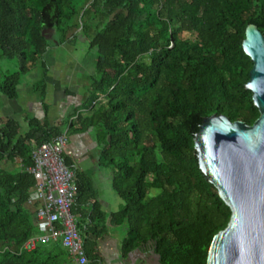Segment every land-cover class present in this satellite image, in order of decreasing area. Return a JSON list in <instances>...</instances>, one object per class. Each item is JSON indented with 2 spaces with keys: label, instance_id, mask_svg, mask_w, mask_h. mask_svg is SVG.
I'll use <instances>...</instances> for the list:
<instances>
[{
  "label": "trees",
  "instance_id": "obj_1",
  "mask_svg": "<svg viewBox=\"0 0 264 264\" xmlns=\"http://www.w3.org/2000/svg\"><path fill=\"white\" fill-rule=\"evenodd\" d=\"M248 23L264 38V0H0V59L16 63L13 72L0 67L5 98H16L20 74L43 69L32 89L45 112L46 49L78 34L94 49L93 73L65 130L92 134L97 166L121 200L111 218L123 231L124 258L150 251L158 264H205L212 237L226 225L229 209L200 172L192 137L211 114L245 124L258 115L243 87ZM24 121L20 131L16 120L0 118V264H73L59 240L21 247L39 233L25 204L34 183L25 170L31 147L63 131L36 117ZM15 158L21 169L2 167ZM74 175L71 212L89 264H99L87 235L98 238L106 228L91 225L99 208L91 181L76 168Z\"/></svg>",
  "mask_w": 264,
  "mask_h": 264
},
{
  "label": "water",
  "instance_id": "obj_2",
  "mask_svg": "<svg viewBox=\"0 0 264 264\" xmlns=\"http://www.w3.org/2000/svg\"><path fill=\"white\" fill-rule=\"evenodd\" d=\"M51 32L41 30L45 38ZM241 49L251 61L243 87L251 93L257 117L245 124L211 114L197 123L192 137L200 172L229 209L205 264H264V38L254 24L246 25Z\"/></svg>",
  "mask_w": 264,
  "mask_h": 264
},
{
  "label": "crops",
  "instance_id": "obj_3",
  "mask_svg": "<svg viewBox=\"0 0 264 264\" xmlns=\"http://www.w3.org/2000/svg\"><path fill=\"white\" fill-rule=\"evenodd\" d=\"M50 47L46 49V52L43 55V61L45 64V72L43 73L44 99L46 101H49L50 99L54 105H56L57 110H55L53 114H49L46 113L47 111L44 112L42 108L43 112L39 113V117L41 118L38 116L36 118L41 122H47L48 125H53L61 130H65V118L69 113L67 106H70L72 110V108L79 105L82 100L83 88L81 86L83 85L80 84L79 81L75 85L70 78L72 72L80 68L75 66L72 70L71 67H61L63 66L62 63L57 60L55 56L49 55L48 49ZM30 72H36V69H33ZM76 90L80 92L77 94ZM5 104L6 106L2 109V112L4 113L3 117L14 119L15 110L12 108H16L14 100L12 99L11 101L8 99ZM17 111L18 113L20 112L19 109H17ZM25 116L26 115L21 117L18 116L19 120L14 119L20 124V131H23V129L26 128V123L24 121ZM67 136L69 137L67 148L71 151V155L68 158L71 160L74 158V162L77 165L76 169L81 171L91 181L93 186L91 201H95L99 206L96 217L91 225L96 224L100 226L102 223L106 228V232L98 238H93L92 235L89 234L87 235L88 240L93 241V250L99 264H155V262H153V254L149 251L143 253H131L125 258L121 255L119 244L123 231L119 225L114 224L113 219L111 218V213L116 211L120 205V201H109L104 198L99 191L98 180L103 181L104 185L107 184L108 188H110L109 177L105 171H100L97 166V159L93 155L95 144L93 142L92 134L88 130L81 133H67ZM16 159L19 161V158H15L14 160ZM95 175L97 177H95ZM117 198L119 199V197ZM74 210L75 218L78 220L76 208H74Z\"/></svg>",
  "mask_w": 264,
  "mask_h": 264
},
{
  "label": "built area",
  "instance_id": "obj_4",
  "mask_svg": "<svg viewBox=\"0 0 264 264\" xmlns=\"http://www.w3.org/2000/svg\"><path fill=\"white\" fill-rule=\"evenodd\" d=\"M67 141V132L63 130L31 147V164L25 170L34 183L25 204L33 209L39 233L26 239L21 247L29 250L38 241L59 240L73 264H89L71 212L76 185L74 167L65 164V158L71 155Z\"/></svg>",
  "mask_w": 264,
  "mask_h": 264
},
{
  "label": "rangeland",
  "instance_id": "obj_5",
  "mask_svg": "<svg viewBox=\"0 0 264 264\" xmlns=\"http://www.w3.org/2000/svg\"><path fill=\"white\" fill-rule=\"evenodd\" d=\"M82 37L84 38L83 40L76 37L70 42H64L57 46L54 45L53 47H50L48 51L50 56H55L57 60L62 63L63 66L61 67H71L72 70L75 68V66H78L80 68L76 71H73L70 78L75 85L79 81L80 84L83 85L81 87L84 89L87 83V76L93 73L95 52L94 49L88 47L85 37ZM15 64L16 63L13 60L7 61L4 59H0V67L2 70L6 69L8 72H13L16 70ZM35 69L36 72H28L26 74H20L19 76V84L16 86V98L13 100L15 103V107L19 109L20 112L18 113L17 109L12 107L15 110L14 119L19 120V117L23 115H26L28 117H39V113L43 112L41 102L39 101L37 94L32 89V84L34 85L41 76L40 68ZM37 85V88L40 89V84ZM76 92L78 94L80 91L76 90ZM5 100L8 101L7 98L0 94V118H4L2 109L6 106ZM10 100L12 101V99ZM44 103H46V113L53 114V112L57 110L56 105H54V103L50 99L49 101L45 100ZM67 108L69 112L68 115L70 117L69 119H73L75 114L72 113L73 111L71 110L70 106H67ZM67 138L69 137L67 136ZM1 165L2 167L10 171H17L22 168L17 159L13 160L12 162L4 160L1 162ZM95 177L97 176L95 175ZM98 183L99 191L101 192V195L104 196V198L108 199L109 201H120L121 203L120 198H117L118 196L110 188H108L107 184L104 185V182L100 180H98ZM151 193H154V190H152ZM76 221L77 220L75 218V223ZM153 259V262H155L156 264L154 255Z\"/></svg>",
  "mask_w": 264,
  "mask_h": 264
},
{
  "label": "flooded vegetation",
  "instance_id": "obj_6",
  "mask_svg": "<svg viewBox=\"0 0 264 264\" xmlns=\"http://www.w3.org/2000/svg\"><path fill=\"white\" fill-rule=\"evenodd\" d=\"M75 159L73 158V160H72V166H74V168H76L77 167V165L75 164ZM74 162V163H73ZM150 252V251H149Z\"/></svg>",
  "mask_w": 264,
  "mask_h": 264
}]
</instances>
